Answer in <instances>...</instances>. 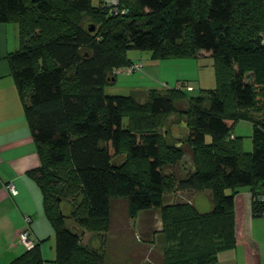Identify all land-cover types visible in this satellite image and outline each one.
Returning a JSON list of instances; mask_svg holds the SVG:
<instances>
[{"label":"trees","instance_id":"trees-1","mask_svg":"<svg viewBox=\"0 0 264 264\" xmlns=\"http://www.w3.org/2000/svg\"><path fill=\"white\" fill-rule=\"evenodd\" d=\"M118 11L91 0H0V23L18 25L19 47L7 61L41 162L30 174L54 228L55 262L105 264L66 227L61 200L73 202L77 226L102 232L111 198L122 197L131 218L158 210L166 242L159 262L211 264L233 245L237 187H249L252 216L264 217V201L254 200L264 193V0H119ZM130 49L155 59L208 52L215 87L199 95L186 83L150 89L145 102L105 94L131 63ZM182 98L183 137L169 141L165 122ZM239 120L252 124L251 152L232 134ZM186 150L192 168L179 175ZM201 190L210 191L209 212L163 203ZM9 264H43L39 243Z\"/></svg>","mask_w":264,"mask_h":264},{"label":"crops","instance_id":"crops-1","mask_svg":"<svg viewBox=\"0 0 264 264\" xmlns=\"http://www.w3.org/2000/svg\"><path fill=\"white\" fill-rule=\"evenodd\" d=\"M18 47V25L13 22L0 23V264H9L27 250L26 245L20 239V234L26 230L29 232L30 240L39 243L43 264H56L54 228L45 213L42 192L30 174L31 171L40 167L41 162L23 103L7 61L8 54L16 51ZM138 56L134 58L127 56L131 63L118 69L116 79L111 84L130 88L129 94L139 102L147 100L150 89L164 91L182 83L191 85V91H194L192 83H195L199 90L215 87L213 86L215 83L214 74L212 81L209 77L211 76V69L208 73L210 84H205L206 82L203 81L199 72L200 67L204 66L200 60L201 57L205 58V63L209 66L213 64L212 57L208 52L200 51L196 57L180 59H155L150 53L148 55L149 60H145L147 65L143 64V70H140L143 71L144 75L134 76L132 72L128 71V67L135 62H142V58ZM163 73L168 75L166 76L167 80L161 83V87L152 86L151 79H160V75ZM181 104H183L182 107L179 106ZM174 105L176 111L168 116V120L170 117L176 116L174 121L181 123L182 120L179 121L183 117L180 116L179 112L187 107V99L176 100ZM191 168L190 166L188 170ZM8 183L14 185L16 194H10L6 187ZM202 191L204 190L177 192L174 194H178L182 198L180 201L173 197H168V200H165L164 196L163 203L188 202L199 213H206L211 210V202L205 212H200L194 205L195 194ZM63 200H67L71 204L69 213L61 212L66 216L65 222L66 219H72L70 214L75 206L71 200ZM237 203L238 195L236 194L234 197L233 245L217 251L216 261L211 264H264V217L252 216V197L250 199L245 198L244 210L241 214L237 211ZM155 211L159 216L158 210H153L142 211L136 217L129 218L139 219L142 214L154 213ZM26 217H29L30 220L26 221ZM130 234L134 236V243H130L128 240ZM150 234L162 236L163 242L160 244V248L157 249V245L152 244L153 242L156 243L154 239H151L150 243L145 242L146 239L143 236ZM79 238L81 245L95 249L102 254L105 264H153L147 257L146 259L137 257L134 250L138 249L143 254L148 249H152L162 257L166 243L164 234L161 232V226L156 231L90 232L83 230L79 231ZM156 264L162 263L158 261Z\"/></svg>","mask_w":264,"mask_h":264},{"label":"rangeland","instance_id":"rangeland-1","mask_svg":"<svg viewBox=\"0 0 264 264\" xmlns=\"http://www.w3.org/2000/svg\"><path fill=\"white\" fill-rule=\"evenodd\" d=\"M102 2V0H91V4L92 6H99L100 3ZM91 24H94V22L90 19V18H85L84 19V25L85 26H89ZM137 55H139L138 57L142 58V62L143 64H146L145 60H149L148 55H150V53L148 51L145 50H138V49H130L127 51V56L134 58ZM141 55V56H140ZM212 59V58H211ZM201 62L204 65L203 67H200V74L203 78V81L206 82L205 84H210V78L211 77V81H212V76L214 74V68H213V64L211 66H209L207 63H205V58L201 57ZM212 63H213V59H212ZM147 65V64H146ZM209 69H211V76L208 77V73H209ZM134 76L136 75H144L143 71H134L132 72ZM131 73V74H132ZM146 76V75H145ZM168 76L166 73H163L162 75H160V79H151V83L152 86L155 87H161V83L165 82ZM209 82V83H208ZM193 87H194V91H189V94L191 95H199V87H197V85L195 83H192ZM169 87H173L171 85H168ZM209 86V85H207ZM215 86V83L214 85ZM104 93L108 94V95H128L129 94V90L130 88L128 87H124V86H116V85H112V84H107L104 86L103 88ZM180 107L183 106V104L179 105ZM177 117L176 116H172L169 118H167L165 124L167 123L168 125L166 126L167 128V132L170 133L169 136V141H172L173 139L175 140V138H180L183 137V133H182V129L184 128L183 123L181 122V120H183L182 118L180 119L178 123V121H174ZM174 121V122H171ZM180 124V126H179ZM181 127V128H180ZM252 124L248 121H244V120H239L237 121L233 128H232V133L236 134L237 136L241 137L242 140V146L244 151L247 152H251L252 151V139H251V134H252ZM210 137L207 135L206 136V141L209 142ZM187 151V150H186ZM191 166L190 163V156L188 151L186 152V155L184 156V158L182 159L181 163L178 164V174L179 175H183L188 168ZM165 173H169L170 169L166 168ZM230 190H226L227 193H229ZM234 191H236L235 195H238V203H237V211L239 214H241L244 210V204H245V198L250 199L251 197V193H250V189L248 186L244 185V186H239L237 187ZM172 196H165V200H168V197L170 198H177V201H180L182 198L177 194H169ZM210 192L208 190H204L202 192H198L197 194H195L194 196V205L196 206V208L200 211V212H205V210H208L207 208H209V203H210ZM110 206H111V216H110V220H109V228L107 231H156V229H158L159 226L162 227L161 225V220H159V216L157 211H155L154 213H147V214H142L139 219H131L129 218L127 212H126V201L124 198L122 197H112L110 200ZM70 207L71 204L70 202H68L67 200H62L60 203V210L61 212H63L64 214L69 213L70 211ZM65 224L67 226L68 229L72 230V231H83L82 228H80L79 226L76 225V223L72 220V219H66ZM142 237V236H141ZM143 238H145V242L147 241L148 243H150L151 239H154L156 241V243H152L157 245V249L158 247L160 248V244L163 242L162 241V236H152L150 235H144ZM130 243H134V236L130 234L129 238H128ZM134 253L137 257H140V259L147 257V259H149L150 261L153 262V264L158 263V260H160L161 256H159L157 254V252L155 250H150L148 249L147 252L145 253H141L140 251H138V249L134 250ZM146 255V256H144ZM158 255V257H157ZM159 258V259H158Z\"/></svg>","mask_w":264,"mask_h":264},{"label":"built area","instance_id":"built-area-1","mask_svg":"<svg viewBox=\"0 0 264 264\" xmlns=\"http://www.w3.org/2000/svg\"><path fill=\"white\" fill-rule=\"evenodd\" d=\"M102 5L109 7L110 12H113V13L119 12L118 11L119 0H103ZM124 12L125 11H121L122 14ZM140 70H143V63L141 61L135 62L128 67V71H130V72L140 71ZM163 86H165V85H163ZM186 88H187V90H192L191 85H187ZM6 187H7L8 191L10 192V194H12V195L16 194V189L12 183H8L6 185ZM254 200L264 201V193L259 194L258 197H256V198L254 197ZM25 219H26V221L30 220L29 217H26ZM20 239L26 245L27 249H30L35 245V242L30 240L29 232L27 230L23 231L20 234Z\"/></svg>","mask_w":264,"mask_h":264},{"label":"water","instance_id":"water-1","mask_svg":"<svg viewBox=\"0 0 264 264\" xmlns=\"http://www.w3.org/2000/svg\"><path fill=\"white\" fill-rule=\"evenodd\" d=\"M91 28H93V27H91ZM92 30V29H91ZM58 201H59V199H57Z\"/></svg>","mask_w":264,"mask_h":264}]
</instances>
